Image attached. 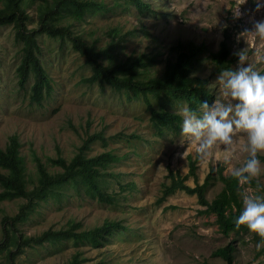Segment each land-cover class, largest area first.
<instances>
[{
	"label": "rangeland",
	"instance_id": "rangeland-1",
	"mask_svg": "<svg viewBox=\"0 0 264 264\" xmlns=\"http://www.w3.org/2000/svg\"><path fill=\"white\" fill-rule=\"evenodd\" d=\"M104 1L107 8L113 9L86 13L81 21H74V31L102 49L112 41L111 31L119 28L126 38L122 46L110 50L117 61L162 52L148 67L146 74L150 77L163 70L169 48L179 41L205 43L207 51L196 73L208 80L212 100L224 99L216 85L219 73L209 55L219 50L226 32L230 36L232 54L244 49L247 54L244 63L264 71V61L259 59L264 57V37L250 33L253 21L264 18V8L256 9L253 0L243 3L241 0H145L154 10L146 13L135 6L116 7L115 0ZM119 3L123 4V0ZM236 6L241 13L239 17L233 15ZM29 12L36 14L34 7ZM141 21L149 33L128 35L134 27L140 28ZM33 26L36 24L30 22V27ZM38 39L39 57L52 86L42 104L30 101L33 78L25 88L18 84L16 69L21 59V44L15 41L14 28L12 25L0 27V147L17 135L27 172L33 174L36 173L34 153L50 171H59L58 166L51 164V159L71 160L88 137L101 132L106 143L94 141L86 151L87 156L105 151L127 156L108 168L116 174L108 177L106 186L108 192H117L116 205L80 196L69 188L62 201L49 199L38 205L20 228L30 236L40 235L50 228L60 230L73 222L81 223L77 231L90 230L110 220L120 221L126 230L115 233L100 249L90 243L76 244L73 240L30 247L17 258V264H67L77 253L81 264H226L214 252L229 243L235 246L233 264H264V255L258 256L264 242L255 232L226 237L220 232L216 217L202 212L204 207L196 195L177 191L163 198L164 185L170 184L169 170H172L188 175L187 183L191 187L197 182L202 184L211 174L206 196L212 201L223 187L218 170L222 168L224 175H231L230 170L242 165L247 158L246 137L242 132L234 134L231 150L226 151L217 144L208 157L198 156L195 145L186 141L180 132L156 133L142 98L129 99L125 93L109 86L102 89L97 83L83 82L92 71L71 42L62 43L45 34ZM234 56L232 68L237 66L238 57ZM102 61L109 63L107 56ZM185 104L176 101L169 103V108L178 112ZM119 132L125 137L114 139ZM190 157L196 164L197 181L190 172ZM260 162L261 174L252 179L261 186L256 188L249 182L241 184L243 193H260L264 188V162ZM132 182L135 189L126 188L121 192V185ZM24 202L20 198L0 201V235L3 216L16 215ZM0 262L6 264L1 253Z\"/></svg>",
	"mask_w": 264,
	"mask_h": 264
},
{
	"label": "trees",
	"instance_id": "trees-1",
	"mask_svg": "<svg viewBox=\"0 0 264 264\" xmlns=\"http://www.w3.org/2000/svg\"><path fill=\"white\" fill-rule=\"evenodd\" d=\"M116 7L125 6L126 9L135 6L141 13L153 12L150 2L145 0H115ZM35 8L36 14L29 12ZM107 3L102 0H0V27L12 25L15 30V41L21 44V59L17 66L18 84L25 88L30 78L34 83L30 88L31 103L42 104L43 100L51 93L52 86L48 73L39 57L41 52L40 35H47L51 39L60 40L62 43L69 41L72 48L81 54L89 67L91 75L84 77L87 84L97 83L102 89L111 87L119 93H125L129 99L142 98L150 113L151 124L157 134L163 135L166 130L180 132L181 116L169 108V103L184 102L198 112L201 101L207 100L210 104L213 94L208 88V80L197 75L196 69L202 56L207 51L205 43L194 41H179L177 45L169 48V56L160 73L146 74L148 67L154 64L162 52L142 54L137 58L126 61H117L111 49L122 46L126 34H120L119 28L111 31L113 36L110 44L102 49L96 43H89L81 34L74 31V21H81L89 12L104 11ZM30 22L36 26L30 27ZM137 32L148 34L146 27L140 22V28L134 27L128 35ZM230 36L226 32L220 43L219 50L211 52L209 59L216 72L232 67L235 60L229 42ZM107 56L109 63L105 64L102 58ZM124 133H117L114 139L120 140ZM136 137V136H134ZM101 140L106 143V138L101 133L88 137L80 151L71 159L64 157L51 159L53 166H58L59 171H50L42 160L34 153L36 173L27 172L24 156L21 154V143L17 135L9 138V142L0 147V201L6 199H24L16 215H4L2 218V235H0V253L4 255L6 264H17V258L23 255L27 248L61 243L64 240H73L76 244L90 243L100 249L107 245L115 233L125 231L120 221L106 220L101 226L90 230L77 231L80 222L69 223L66 228L54 230L52 228L40 235H25L20 225L25 223L38 205L49 199L62 201L66 189H73L82 196L109 205L119 202L117 192H108V177L115 176L108 168L120 162L127 154L120 156L114 151H105L95 156H87L86 151L90 145ZM258 158L264 162V155ZM190 172L197 181L196 164L190 157ZM213 176L209 174L206 180L194 187L188 185V175L169 170L170 184L164 185V196L184 191L196 195L202 210L206 215H214L220 232L229 237L252 232L244 225L236 226L233 222L242 207L241 193L243 187L237 184L232 175H224L223 169L218 170L219 180L223 187L217 196L209 201L206 190ZM253 187L261 185L254 179L249 181ZM126 188L135 189L134 182L121 185V192ZM259 194H264L262 188ZM262 243L264 237L259 239ZM235 246L229 243L218 248L214 255L221 257L226 264H233ZM264 255V245L260 248L258 256ZM0 264H2L0 262ZM67 264H81L80 254L72 256ZM98 264H105L101 262ZM260 264V263H258Z\"/></svg>",
	"mask_w": 264,
	"mask_h": 264
},
{
	"label": "clouds",
	"instance_id": "clouds-1",
	"mask_svg": "<svg viewBox=\"0 0 264 264\" xmlns=\"http://www.w3.org/2000/svg\"><path fill=\"white\" fill-rule=\"evenodd\" d=\"M253 2L256 9L264 8V0ZM238 6L233 9L235 17L241 15ZM245 32L249 33V30ZM250 33L264 37V18L253 21ZM234 55L238 57L237 66L219 71L216 78L224 99L214 98L211 104L207 100L201 101L198 112L186 104L180 107V134L195 145L198 156L208 157L217 144L226 151L231 150L234 134L242 132L248 155L242 165L230 171L237 184H247L261 174L258 153L264 152V71L244 63L247 60L244 49ZM259 59L264 61V57ZM240 198L242 207L234 217V224L244 225L264 237V194L242 192Z\"/></svg>",
	"mask_w": 264,
	"mask_h": 264
}]
</instances>
